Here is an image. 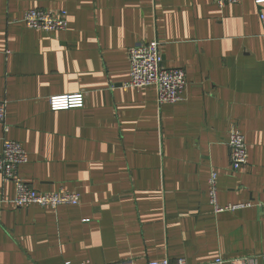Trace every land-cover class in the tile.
<instances>
[{"label": "crops", "instance_id": "obj_1", "mask_svg": "<svg viewBox=\"0 0 264 264\" xmlns=\"http://www.w3.org/2000/svg\"><path fill=\"white\" fill-rule=\"evenodd\" d=\"M66 10V30L29 28L27 11ZM253 0H0L3 139L21 142L19 172L77 205L17 206L0 173V264H264V30ZM160 42L186 71L184 98L137 89L130 49ZM84 106L54 111L53 95ZM235 125L248 162L231 165ZM218 173L217 212L208 179ZM221 261V262H219Z\"/></svg>", "mask_w": 264, "mask_h": 264}, {"label": "built area", "instance_id": "obj_2", "mask_svg": "<svg viewBox=\"0 0 264 264\" xmlns=\"http://www.w3.org/2000/svg\"><path fill=\"white\" fill-rule=\"evenodd\" d=\"M219 6L228 2H240L242 0H215ZM256 5L264 9V0H253ZM264 30V12L260 13ZM24 22L29 28L45 31L66 30L68 26V12H52L45 9H32L26 12ZM130 78L126 85L141 89L154 86L157 91V103H175L184 98L187 87V75L183 68L167 67L163 64L160 51V42H139L135 44L129 53ZM52 110H66L84 106L83 93L53 95L49 99ZM6 100H0V124L5 134L9 131L7 124ZM227 145L230 151L231 165L238 170L248 162V148L244 133L233 125L229 131ZM28 162V152L21 142L6 138L3 139V148L0 151V173L4 181H13L16 187V195L13 202L20 207L38 205L41 207L57 208L63 204L77 205L81 201V195L69 190L58 192H40L23 180L19 168ZM218 173L214 170L208 179V196L211 204L217 212L236 210L248 204H229L223 206L218 201ZM221 262V261H219ZM66 264H72L66 262ZM145 264H190L185 258H179L175 262L169 259L148 261Z\"/></svg>", "mask_w": 264, "mask_h": 264}]
</instances>
